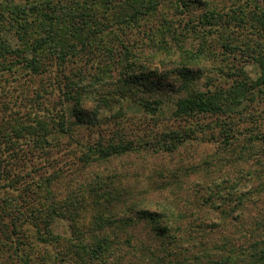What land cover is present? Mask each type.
Instances as JSON below:
<instances>
[{"label": "trees", "instance_id": "16d2710c", "mask_svg": "<svg viewBox=\"0 0 264 264\" xmlns=\"http://www.w3.org/2000/svg\"><path fill=\"white\" fill-rule=\"evenodd\" d=\"M0 264H264V0H0Z\"/></svg>", "mask_w": 264, "mask_h": 264}, {"label": "rangeland", "instance_id": "374dc122", "mask_svg": "<svg viewBox=\"0 0 264 264\" xmlns=\"http://www.w3.org/2000/svg\"><path fill=\"white\" fill-rule=\"evenodd\" d=\"M247 68L250 70L253 76H256L258 74V68L254 64H249ZM168 111L169 109L167 110V113ZM134 112L135 114H140V112H138L137 110H135ZM68 118L70 122H75L74 117L70 114V110L68 111ZM131 123L133 126V120ZM208 134L209 133L207 132L206 135ZM199 137H202V135L200 134ZM202 140H206V138ZM202 140L199 139L189 141L188 143L182 145L179 150H176L171 154H167L165 152L155 153L151 150H146L141 154L133 153L128 156L113 158L111 162H108L107 166L114 170L129 173V175L132 176L131 179L133 182H136L137 179L141 178L142 182L146 183L151 176L154 178L157 177L156 171L166 170L165 173L167 174L170 173L169 171H174L175 169L181 168L182 172H184L187 167H191L190 165H197L202 168V171L198 173L193 172L192 170H188L189 176L186 177L183 175L181 177L182 181L184 182V184L182 185V189H174L178 197L185 198L186 200L190 199V201H192L193 196L187 195L188 190H190L194 184L204 182L203 178L204 176H206L207 172V170L203 169V167L206 166L204 160L212 159L215 156V144L210 141L205 142ZM210 170H213V167H210ZM227 170H229V168L225 169L224 171ZM232 174H234L233 171ZM66 181L68 180H62L59 183L57 188L58 191L63 190L64 187L68 184V182ZM171 194V190H162L151 193L150 195L153 197H171ZM65 225L66 224H64V222H60L58 224L57 230L67 232V228Z\"/></svg>", "mask_w": 264, "mask_h": 264}]
</instances>
